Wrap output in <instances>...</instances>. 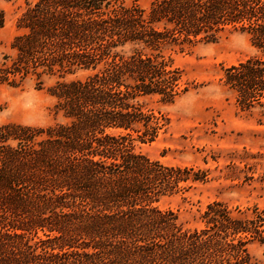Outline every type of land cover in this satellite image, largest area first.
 Instances as JSON below:
<instances>
[{"label": "trees", "instance_id": "16d2710c", "mask_svg": "<svg viewBox=\"0 0 264 264\" xmlns=\"http://www.w3.org/2000/svg\"><path fill=\"white\" fill-rule=\"evenodd\" d=\"M16 30L0 86L43 90L56 78L48 92L64 121L0 124V264H257L264 210L213 202L184 230L156 205L207 175L136 146L168 129L160 106L197 88L173 54L228 31L248 35L258 55L220 81L241 112L264 116V0H38Z\"/></svg>", "mask_w": 264, "mask_h": 264}, {"label": "rangeland", "instance_id": "374dc122", "mask_svg": "<svg viewBox=\"0 0 264 264\" xmlns=\"http://www.w3.org/2000/svg\"><path fill=\"white\" fill-rule=\"evenodd\" d=\"M38 0H0L5 17L0 27V63L11 55L19 16ZM152 0H140L148 8ZM258 55L248 35L228 31L214 44L199 43L173 54L175 66L197 87L172 105L159 109L170 119L166 132L136 151L167 166L190 168L207 175L186 191L165 197L157 207L173 212L184 230L199 228L200 216L213 202L228 206L234 214L264 210V116L259 109L241 112L234 95L221 83L223 69ZM78 73L67 79H80ZM56 78H46L45 88L34 81L22 87L0 86V124L17 123L49 127L63 122L54 108L48 88ZM250 253L264 264V245L255 243Z\"/></svg>", "mask_w": 264, "mask_h": 264}]
</instances>
